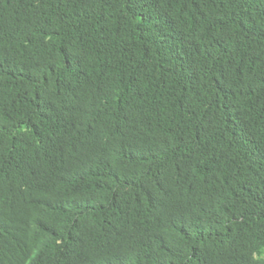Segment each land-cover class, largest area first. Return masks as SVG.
<instances>
[{"label":"trees","instance_id":"obj_1","mask_svg":"<svg viewBox=\"0 0 264 264\" xmlns=\"http://www.w3.org/2000/svg\"><path fill=\"white\" fill-rule=\"evenodd\" d=\"M0 264H264V0H0Z\"/></svg>","mask_w":264,"mask_h":264}]
</instances>
